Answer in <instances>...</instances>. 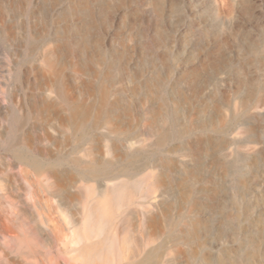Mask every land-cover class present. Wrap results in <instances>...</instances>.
Wrapping results in <instances>:
<instances>
[{"label":"rangeland","instance_id":"rangeland-1","mask_svg":"<svg viewBox=\"0 0 264 264\" xmlns=\"http://www.w3.org/2000/svg\"><path fill=\"white\" fill-rule=\"evenodd\" d=\"M2 197L0 264H264V0H0Z\"/></svg>","mask_w":264,"mask_h":264},{"label":"bare ground","instance_id":"bare-ground-1","mask_svg":"<svg viewBox=\"0 0 264 264\" xmlns=\"http://www.w3.org/2000/svg\"><path fill=\"white\" fill-rule=\"evenodd\" d=\"M26 181H28V180H26ZM26 183V182H25ZM28 183V182H27ZM28 185V184H27ZM30 185V184H29ZM31 186V185H30ZM24 188V187H23ZM30 188V187H29ZM19 189H21V190H23L22 189V187L20 188L19 187ZM26 194H23V193H19V195H18V198L20 199V203L22 204V205H24V207H25V209L27 210V211H29L30 212V214L32 215V210L33 209H35L34 208V206L33 205H30V202H33V199H34V197H35V194L34 193H32V192H30V191H28V192H25ZM8 197H6V199H4V197H2L1 199H0V207H1V209L0 210H2V213H4L3 215H4V218L10 223V224H12L13 222H15V221H17L16 220V208H17V205L16 204H14L13 202H11V201H9L8 199H7ZM105 198H107V196L106 197H104L103 199L105 200V201H107ZM102 199V200H103ZM110 199V198H109ZM109 199H108V201H109ZM102 200L100 199V201H101V203H100V201L98 202V204L100 205V206H103V205H106L105 203L106 202H102ZM97 201H98V199H97ZM110 203H111V199H110ZM109 203V204H110ZM88 205V204H87ZM92 205V204H91ZM94 205H96L95 203H94ZM99 206V207H100ZM107 206H108V204H107ZM92 207V206H91ZM109 207V206H108ZM104 208H106V207H104ZM85 209V208H84ZM100 209V208H99ZM87 210V209H86ZM91 210H93V208L91 209ZM90 209H89V211H91ZM101 210H103V208L101 209ZM107 210V209H106ZM53 211H54V209H53ZM84 212V214H86L85 212V210H83ZM92 212V211H91ZM91 212H89V214L91 213ZM93 212H94V210H93ZM92 212V213H93ZM82 213V214H83ZM90 214V215H93V214ZM97 215V214H96ZM84 216V215H83ZM89 217V216H88ZM94 220V219H93ZM87 228L90 226V224H91V222H92V216H91V218L89 217V219L87 218ZM17 224H19V225H22V224H20V223H17ZM86 224V223H85ZM91 226H93V225H91ZM8 227V226H7ZM24 227V226H23ZM23 227H21V228H23ZM90 228V227H89ZM32 229V231H30L34 236L36 235V237H39V238H43V236H45V233L47 232V231H53V232H59L60 234H61V230H60V224H59V220H57V218H47V217H45V218H39V224H37L36 225V227L35 228H31ZM30 229V230H31ZM61 231V232H60ZM91 231V230H90ZM93 231V230H92ZM91 231V232H92ZM84 232H85V230H84ZM94 232V231H93ZM30 233V234H31ZM62 233H64V232H62ZM55 234V233H54ZM94 235V234H93ZM83 236V235H82ZM84 238V237H83ZM82 239V238H81ZM89 240H91L92 238L91 237H89L88 238ZM111 240V239H110ZM110 243H114V242H110ZM106 244V241H104L103 243H101V244H97L96 246L93 244V245H89V246H86L83 250H82V252H84L83 254H87L88 255V253H94L97 249H99V248H101V249H103V246ZM111 245V244H110ZM124 247H125V245H123ZM104 247H106V245L104 246ZM113 251V250H112ZM111 251V252H112ZM82 252H80V253H82ZM101 252H104L103 250H101ZM98 253H100V252H98ZM83 254H81V255H83ZM100 254H102V253H100ZM102 255H104V254H102ZM85 256V255H84ZM110 257V256H109ZM111 258V257H110ZM119 258V257H118ZM104 258H102L101 260H103ZM116 259H117V257H116ZM122 259V258H121ZM126 259H127V257H126ZM128 263L127 264H134L135 263V255L133 254V253H129V256H128ZM124 260H125V258H124ZM117 262H118V260H117ZM121 262V261H120ZM103 264H109V262H108V259H104V262H103Z\"/></svg>","mask_w":264,"mask_h":264}]
</instances>
